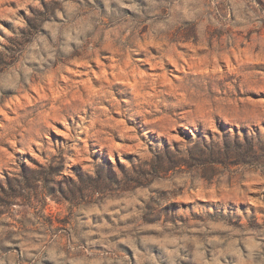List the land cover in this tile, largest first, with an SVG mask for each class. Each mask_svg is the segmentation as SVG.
Wrapping results in <instances>:
<instances>
[{"label": "rangeland", "instance_id": "1", "mask_svg": "<svg viewBox=\"0 0 264 264\" xmlns=\"http://www.w3.org/2000/svg\"><path fill=\"white\" fill-rule=\"evenodd\" d=\"M0 264H264V0H0Z\"/></svg>", "mask_w": 264, "mask_h": 264}]
</instances>
